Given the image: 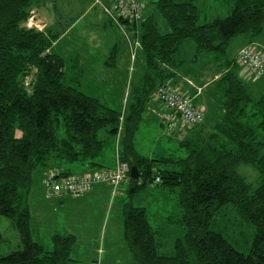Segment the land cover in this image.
I'll return each mask as SVG.
<instances>
[{"label":"trees","instance_id":"obj_1","mask_svg":"<svg viewBox=\"0 0 264 264\" xmlns=\"http://www.w3.org/2000/svg\"><path fill=\"white\" fill-rule=\"evenodd\" d=\"M101 1L109 10L118 2ZM44 2L0 0V216L18 235L9 240L10 245L17 241L15 247L2 253L0 234V264L77 263L72 258L75 236L54 234L49 244L33 238L28 204L33 173L55 167L61 176H72L62 170L79 164L91 169L74 175L82 176L104 168L100 157L105 141L99 134L115 137L121 123L120 158L130 170L135 169L137 177L130 174L131 191L154 185L165 198L166 193H178L177 205L159 224L144 208L124 206L123 243L133 264H264V140L259 139L264 134V94L255 99L249 96L245 81L239 78L242 68L237 57H226L233 39L254 40L263 34L264 0H227V16L210 22H200L192 2L156 0L167 33L154 16L143 17L140 0L139 20L119 18L115 23L102 10L110 22L118 23L133 67L141 68L140 73L133 68L131 96L123 100L121 110L102 104L92 92L81 91L83 85L67 83L66 71L72 69L78 75L82 71L78 59L67 69L65 60L55 53L53 47L61 36L58 30L26 27L31 11ZM186 41L194 44L193 74L222 63L223 73L205 95L203 120L212 122L211 133L200 138L203 129L196 131L200 123L186 128L179 132L188 133L179 142L186 149L184 157L148 160L136 153L132 139L154 99L153 91L177 78L178 69L185 65L178 56ZM218 72L216 68L214 73ZM240 165L257 172V187L252 188L238 173ZM42 179L47 197L78 199L49 196L45 176ZM98 185L106 186L95 184L79 198ZM169 225L181 235L173 243L171 256L160 253L164 245L159 241L163 227Z\"/></svg>","mask_w":264,"mask_h":264},{"label":"rangeland","instance_id":"obj_2","mask_svg":"<svg viewBox=\"0 0 264 264\" xmlns=\"http://www.w3.org/2000/svg\"><path fill=\"white\" fill-rule=\"evenodd\" d=\"M89 1L48 0L50 7L51 5H56L54 17L62 26L56 29L59 31L61 38L58 39L57 45L53 48L55 53L65 60L67 69L74 66L73 61L79 57L77 66L82 73L78 75L77 72L69 69L66 71L69 79H67V83L83 85L82 89L79 87L81 91L83 90L87 94L92 92L91 94L98 98L102 104L121 110L126 92L127 97L131 96L128 92V87L132 74L135 73L133 70L135 66L133 67L134 63L129 58L128 46L119 27L115 23L110 22V19L102 14V10L99 7L90 8ZM140 1L148 7L149 13L155 19L161 18L154 3L156 0ZM186 1L192 2L197 7L200 22H210L216 18H224L229 12L227 0ZM49 12L52 14L53 9H49ZM31 14L33 15L32 23L34 25L41 28L46 26V21L40 19L35 10L31 11ZM31 17L27 19L26 23L29 22ZM48 25L52 27V22L48 23ZM45 29L47 28L45 27ZM63 29L67 30L66 34L62 33ZM244 38L246 37L239 36L231 41L226 50L228 59H231L234 52L243 44ZM256 41L259 44L258 46L264 50V32L256 38ZM193 52V43L186 41L181 45L178 57L181 58L182 56V59H188V65L193 67ZM220 60L222 61V59ZM105 65L107 67L104 68ZM221 66L222 63L221 65H214L212 67L213 72L216 68L219 72H223ZM135 70L137 72L138 67ZM209 78L210 75L207 74L202 79L210 81ZM191 79L196 82L193 77ZM202 79H199L200 82ZM30 80L31 78L29 77L28 81ZM244 81L247 92L252 98H258L264 94V77L259 80L244 78ZM214 87L215 84L213 83L206 91L210 92ZM200 100L204 103L203 96L200 97ZM149 105L157 113H159L160 108L166 109L162 103L154 99L151 100ZM204 120L197 126L198 130H196L203 129L200 132V138H207L211 133L212 122L210 123L208 120L205 123L206 121L204 122ZM166 127L165 124H161V119L157 114L153 113L151 109H146L132 139L134 149L148 160L159 161L160 154L163 151H165L163 157H184L186 149L183 146L181 147L179 142L182 140L184 142L188 133H183L184 135H180V138H174ZM107 137L109 139L106 141ZM99 138L105 141L100 163L104 168L113 169L116 166L115 156L118 143H116L115 138L113 139V137L104 133H100ZM259 139L264 140V134H260ZM119 147L122 149V145H119ZM75 166L76 168L72 170L73 175H78L84 171L83 168L85 166L79 164ZM159 167L165 169L169 166L161 165ZM237 171L252 188L258 186L259 176L252 167L240 165ZM42 172L43 170L39 169L33 173V186L28 197L33 238L41 240L44 244H49V238L54 232H58L55 234H63V231H65L70 235L76 236L72 258L77 260V264H91L93 261H100L101 264L127 263L126 256L130 257V255L123 243L121 223L123 219L122 210L125 205L144 208L148 215L153 217L152 220L159 224L162 219L170 214L167 212L173 211V206L178 203L176 190L166 193L169 196L165 198L162 194H159L160 188L154 185H149L145 189L134 193L130 189V183L121 185L120 187H124V192L121 193L117 189L113 194L114 196L108 190L107 194L104 193L95 199L73 200L72 198H65L69 199V201H62L58 197V199L50 198L44 194L41 186ZM44 205L48 207V213L46 214L49 217L40 215V213H44ZM152 224L155 226V223L152 222ZM163 229L164 231L160 230L161 237L159 241L164 246L160 253L171 256L173 254V243L181 235H179L174 226H164ZM0 234L3 237L2 253L15 247L17 241L10 245L9 240L12 241L17 233L10 226V222L2 216H0ZM17 239L19 240V238Z\"/></svg>","mask_w":264,"mask_h":264},{"label":"built area","instance_id":"obj_3","mask_svg":"<svg viewBox=\"0 0 264 264\" xmlns=\"http://www.w3.org/2000/svg\"><path fill=\"white\" fill-rule=\"evenodd\" d=\"M93 2L113 21L119 18L126 20L140 19V7L137 0H118L117 5L110 10L102 6L101 0H93ZM114 11H118V14L115 15ZM32 21L33 16L26 27L40 29ZM116 25L118 26V23ZM236 59L245 78L259 80L264 76V51L259 50L256 46H245L238 52ZM153 98L162 103L171 113L159 116L163 124L168 125V127L174 126L175 117L180 119L179 132H183L186 128H192L203 120V109L197 107L190 97L167 85L158 86L153 91ZM115 161L116 166L113 169L101 168L96 172L82 176L63 177L58 172H49L44 179L47 194L49 196L65 194L79 198L90 191L95 184L109 185L112 188V194H114L119 186L130 183V168L127 163L122 162L118 151L116 152ZM155 183H158V179H155Z\"/></svg>","mask_w":264,"mask_h":264},{"label":"crops","instance_id":"obj_4","mask_svg":"<svg viewBox=\"0 0 264 264\" xmlns=\"http://www.w3.org/2000/svg\"><path fill=\"white\" fill-rule=\"evenodd\" d=\"M89 3H90V8H92L93 7V4L89 1ZM45 4V5H44ZM44 4H43V6L42 7H40V8H38V9H35V12H36V14H37V16H39L40 17V19H43L44 21H46L45 22V24H46V26H44V28L46 27V28H49V29H53V30H55V29H58V27H62L57 21H56V19H55V17H54V11H55V8H56V5H51V7H50V4H49V2H48V0H46V2H44ZM143 5V4H142ZM94 8V7H93ZM229 8V6H227V9ZM49 9H53V13L52 14H50V12H49ZM142 10H143V17L144 16H146V15H151L150 13H149V10H148V7L146 6V5H143V8H142ZM227 11V10H226ZM229 13V12H228ZM103 14V13H102ZM153 16V15H152ZM105 18V17H104ZM155 18V17H154ZM156 20V22H157V24H158V22L159 21H161L158 25L160 26L159 28H160V30L162 31V32H164V33H167L168 32V29H167V27H166V25H165V23L162 21V19L161 18H158V19H155ZM105 21H106V19H105ZM52 22V27L51 26H49L48 25V23H51ZM206 22V21H205ZM43 24V23H42ZM44 25V24H43ZM66 31L67 30H65V29H63V32L62 33H64V34H66ZM59 38H61V36H59ZM58 38V39H59ZM109 41V40H108ZM193 43V42H192ZM194 45V44H193ZM249 45H254V46H258L259 44L257 43V41H256V39H254V40H252V39H250L249 37H246V38H244V41H243V44L234 52V54H233V56H232V58L233 57H237V55H238V52L242 49V48H244L245 46H249ZM262 49V48H261ZM263 50V49H262ZM195 52V51H194ZM193 52V53H194ZM194 56V55H193ZM78 59H79V57H78ZM178 59H180V58H178ZM181 59H182V56H181ZM180 59V60H181ZM182 60H184V59H182ZM186 62L184 63L185 65L184 66H182L181 68H179L178 69V77L177 78H175L174 80H167L166 81V85L167 86H169V87H171V88H173V89H175V90H177L178 92H180L181 94H183V95H186V96H188V97H191L192 98V100L196 103V105L198 106V107H201V109H203V110H205V108L204 107H206V100H205V95H206V93H209L208 91H206L207 90V88H210V85H212L218 78H219V76L223 73V72H218L217 74H215L214 72H213V69L212 68H209V69H207V68H205V70L206 71H204L203 72V69H199L200 71H197L196 73H194L193 74V69L191 68V67H189V65H188V59L187 60H185ZM105 67H107V65H105L104 66V68ZM140 71H141V68L137 71L138 73H140ZM207 74H209L210 75V78H209V80L210 81H207V80H205V79H202V78H204ZM239 74V78H240V76H241V80L243 79L244 80V78H245V76H244V74H243V71L242 70H240V73H238ZM194 78V79H196V82L195 81H193L191 78ZM202 79V81L200 82V80ZM245 79H247V78H245ZM249 80V79H248ZM210 94V93H209ZM201 96H204L203 97V100H204V103H202L201 102V100H200V97ZM126 98H127V92H126V96H125V98H124V101L126 100ZM208 103V102H207ZM149 105V104H148ZM146 109H151V111L153 112V113H155V114H157V116H160L161 114H171L167 109H161L160 108V110H159V113H157V112H155L156 110L154 109V108H152L150 105L148 106V108H146ZM220 110V109H219ZM219 110H217V111H215V112H219ZM207 111H208V109H207ZM211 115H212V113H211ZM142 119H143V117H142ZM142 121V120H141ZM180 124H181V121H180V119L179 118H176L175 117V124H174V126H170V127H168V125H165V126H167L166 128H167V131L170 133L171 132V134L173 135V137L175 138V137H179L180 136V133H179V131H178V127L180 126ZM162 125H164V124H162ZM119 129H118V133L116 134V138L115 137H113V139L115 138L116 139V143H118L117 144V146L118 147H116V152L118 151V153H119V155H120V152H121V148L119 147V145L121 146V141H122V138H123V135H122V132H123V126H122V123L120 124V126L118 127ZM178 135V136H177ZM187 136V135H186ZM180 138V137H179ZM182 138H184V137H182ZM109 138L107 137L106 138V141L108 140ZM136 151V150H135ZM136 153L139 155V156H141V157H143L141 154H139L137 151H136ZM164 153H165V151H163V152H161V154H160V158H162L163 156H164ZM154 155H156V154H154ZM115 159H116V156H115ZM75 165H77V164H75ZM75 165H72V166H69V167H66V169L67 170H62V171H64V172H66V171H68L69 173H71L72 174V170L73 169H75L76 168V166ZM73 166H75L74 168H73ZM77 168H78V166H77ZM57 169H59V168H53V169H50V170H46L43 174H42V177L43 176H46V174L48 173V172H57ZM84 169V171L83 172H80V174H82V173H86V172H88V171H90L91 169H89L88 167H84L83 168ZM73 175V174H72ZM42 179V178H41ZM43 180V179H42ZM41 186H42V183H41ZM108 187H110L109 185L108 186H103V185H98V186H96L95 188H94V190L91 192V193H89L88 195H86L85 197H82V198H78V199H73V200H79V199H85V198H87V199H95V198H98L99 196H101V195H103L104 193L105 194H107V192H108V190H109V193L112 195V196H114L113 194H112V188L110 189V188H108ZM42 190H43V186H42ZM118 190L121 192V193H123L124 192V187H120L119 186V188H118ZM111 191V192H110ZM43 197H44V195H43ZM45 198V197H44ZM59 199H61L62 201H69V199H65V198H69V197H66V196H59L58 197ZM58 198H55V199H58ZM46 199V198H45ZM64 199V200H63ZM43 208H44V213L43 214H41L40 213V215L41 216H46V217H49L46 213H48V207L46 206V205H44L43 206ZM122 223V222H121ZM123 228V227H122ZM123 230V229H122ZM64 232V234L65 233H67V232H65V231H63ZM55 233H58V232H54L52 235H54ZM67 235H70V234H68L67 233ZM75 238H76V236H75ZM126 260H127V263H123V264H133L132 263V261L130 260V257L129 256H126ZM77 264V263H76ZM119 264V263H118Z\"/></svg>","mask_w":264,"mask_h":264},{"label":"water","instance_id":"obj_5","mask_svg":"<svg viewBox=\"0 0 264 264\" xmlns=\"http://www.w3.org/2000/svg\"><path fill=\"white\" fill-rule=\"evenodd\" d=\"M131 178L136 179L135 169L130 170Z\"/></svg>","mask_w":264,"mask_h":264}]
</instances>
